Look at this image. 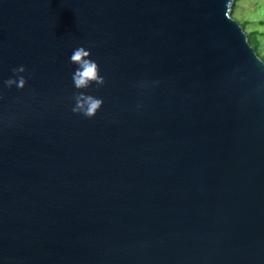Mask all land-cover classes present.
<instances>
[{
  "label": "water",
  "instance_id": "obj_1",
  "mask_svg": "<svg viewBox=\"0 0 264 264\" xmlns=\"http://www.w3.org/2000/svg\"><path fill=\"white\" fill-rule=\"evenodd\" d=\"M234 2L0 0V264H264V61ZM79 47L103 85L74 86Z\"/></svg>",
  "mask_w": 264,
  "mask_h": 264
},
{
  "label": "clouds",
  "instance_id": "obj_2",
  "mask_svg": "<svg viewBox=\"0 0 264 264\" xmlns=\"http://www.w3.org/2000/svg\"><path fill=\"white\" fill-rule=\"evenodd\" d=\"M90 57L91 52L84 47L75 49L70 56V62L78 66L72 77L74 86L77 89L87 88L92 83H96L97 85H103L105 83L104 78L100 75L99 65ZM14 71L23 73L26 69L21 66ZM6 83L9 87L12 84H16L18 88L22 89L25 87L26 80L23 76H20L18 81L8 80ZM76 100L77 103L73 111L81 113L88 118L94 117L103 105L102 99H98L91 95H85L84 93H80L76 97Z\"/></svg>",
  "mask_w": 264,
  "mask_h": 264
},
{
  "label": "rangeland",
  "instance_id": "obj_3",
  "mask_svg": "<svg viewBox=\"0 0 264 264\" xmlns=\"http://www.w3.org/2000/svg\"><path fill=\"white\" fill-rule=\"evenodd\" d=\"M231 16L243 27L249 43L264 61V0H235Z\"/></svg>",
  "mask_w": 264,
  "mask_h": 264
}]
</instances>
